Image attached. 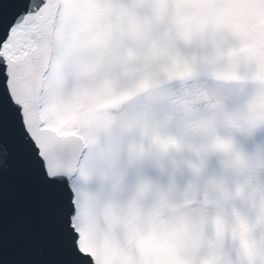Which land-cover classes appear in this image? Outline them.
I'll return each instance as SVG.
<instances>
[{
  "label": "snow or ice",
  "instance_id": "6c2138e0",
  "mask_svg": "<svg viewBox=\"0 0 264 264\" xmlns=\"http://www.w3.org/2000/svg\"><path fill=\"white\" fill-rule=\"evenodd\" d=\"M0 264H264V0H0Z\"/></svg>",
  "mask_w": 264,
  "mask_h": 264
},
{
  "label": "water",
  "instance_id": "95a60500",
  "mask_svg": "<svg viewBox=\"0 0 264 264\" xmlns=\"http://www.w3.org/2000/svg\"><path fill=\"white\" fill-rule=\"evenodd\" d=\"M4 223L9 242L27 239L40 225L38 193L29 178L15 166L9 169L2 191Z\"/></svg>",
  "mask_w": 264,
  "mask_h": 264
}]
</instances>
